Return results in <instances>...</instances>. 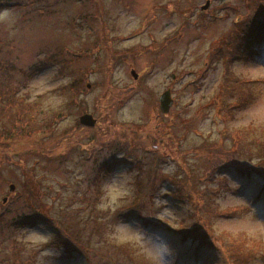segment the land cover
<instances>
[{
  "label": "rangeland",
  "instance_id": "obj_1",
  "mask_svg": "<svg viewBox=\"0 0 264 264\" xmlns=\"http://www.w3.org/2000/svg\"><path fill=\"white\" fill-rule=\"evenodd\" d=\"M59 1L46 11L29 2L1 8L2 56L27 68L39 59L38 53L59 46L65 52L60 59L69 61L75 73L72 77L67 69L61 75L60 66L53 63L40 68L23 89L37 104L35 114L50 122L57 118L53 130L47 128L0 148V210L26 209L25 198L37 200L24 188L27 173L18 164L31 157L27 165L29 170L35 165L31 173L40 181L44 195L34 209L28 204L26 213L47 209L82 246L67 259L62 249L52 245L58 238L56 226L28 224L14 225L18 231L7 242L8 248L14 250L10 241L16 239L21 253L38 252L33 264H91L100 253L112 259L108 264L118 261L117 257H126L121 264H236L228 247L241 245L245 255L252 257L243 264H264V196H258L264 189L263 179L234 176L232 169L224 168L227 189L214 195L217 208L209 215L203 206L207 173L225 154L222 149L236 151L243 160L259 158L264 151L254 142L264 137V48L259 58L234 63L230 69L245 80V96L238 92L229 98L219 96L225 67L217 60L207 63L234 22L242 20L227 8L236 7L231 4L239 0H209L206 11L200 7L208 0H96L104 14L107 11L105 16L92 3ZM258 4L263 6L264 0ZM106 23L112 29H105L103 39L101 26ZM131 70L139 75L137 80ZM76 78L82 81L79 104L67 115L54 116L64 110L62 102L68 101L64 89ZM167 89L174 104L168 114H162L158 100ZM211 98L218 104L207 105ZM220 104L231 113L225 115ZM232 105L238 107L232 109ZM86 113L97 119L95 127L79 124ZM234 130L245 138L242 148L230 138ZM4 152L10 161H2ZM155 152L162 157L157 170L164 173L158 176L159 189L151 191L144 171ZM123 155L127 162L120 159ZM105 156L120 161L95 181V168L102 160L93 163ZM11 184L14 192L9 191ZM93 184L98 190L95 203L91 202L93 193L86 191ZM180 189L183 192L178 194ZM138 212L158 223L147 225L136 216ZM188 226L207 232L213 248L206 247L195 257L193 243L183 242L173 232ZM114 245L126 248L127 254L122 256ZM8 248L0 247V251ZM3 253L0 264H7Z\"/></svg>",
  "mask_w": 264,
  "mask_h": 264
},
{
  "label": "trees",
  "instance_id": "obj_2",
  "mask_svg": "<svg viewBox=\"0 0 264 264\" xmlns=\"http://www.w3.org/2000/svg\"><path fill=\"white\" fill-rule=\"evenodd\" d=\"M62 1H76L79 3L88 2L92 3L99 12L102 11V8L98 7L99 3L96 0ZM245 1L246 0H239L237 3L231 4L237 5L236 7H227L228 9H233V15L238 16L239 14V18H241L242 20H238L236 21V23L234 22L232 31H230L227 36H225L222 40L218 42L217 49H215L212 55L209 56V60L207 62L209 63V65H212L214 60L221 61L223 66L225 67V80L221 84L219 92V96L221 95L222 97H232L234 92H238L243 96L247 94H244V91L248 86L243 88V83H245V80L239 79L237 76H235L236 74L232 73L230 69L233 67L234 63H247L259 58L261 56V50L262 48H264V10L261 11L262 8H264V5L259 6L260 4H258V0H251L253 2L251 5L248 2L245 3ZM28 2L29 4L38 5L39 10L46 11L47 8L52 9L56 7L57 4L61 1L55 0L53 3H49V0H17V2H13L12 0H0V12L2 11V7H4L5 9H9L11 7L19 6L18 3H20V6L22 7L29 5L26 4ZM101 3L105 2L101 1ZM102 6L106 7L105 4ZM245 11H250L252 14H245ZM100 13L105 16L103 11ZM242 14H244V16ZM83 15L85 16L84 13H82V16ZM84 19L85 18H82L83 21ZM107 28L109 29V31H111V24L101 26V34L103 39H106L107 32L105 31V29ZM60 48L61 47L57 46L54 51H52L50 47L46 48L47 53L44 50L42 52L44 57H40L42 53H38L39 59H37L35 64H32L27 68L18 67L12 58H5V56H2L3 53H0V148H9L12 141L24 138H32V136H34L35 134L44 133L47 128H49L48 130H53V126L51 125L52 123H55L54 121L57 117L53 118L50 122V120L42 119L40 117L41 114H35V110H38L37 104L34 101L29 100L31 94H29L27 90L23 89L26 87L27 82L30 80V78L39 73L40 68L48 67V65L53 63L60 66L59 73L61 75L65 74L67 69H69L70 74L73 77L75 72L71 69L70 62L64 59H60L61 56H65V52ZM101 48L102 46H100L99 52H101ZM91 55H93V53ZM78 57H80L81 59L84 58L83 56ZM207 68L208 64L206 65V67H204L202 71L207 70ZM81 87L82 81L78 80L77 78L70 85L65 87L64 96L67 97L68 101L66 103L64 101L62 102L64 110L56 112L54 116L61 113L64 114L59 116V118L64 115H67V111H69L74 104H79L80 100H77V95H79ZM216 102L218 104L217 99L211 98V101L208 102L207 105L212 106ZM219 106L223 109L225 115L231 113V111L228 110L227 106H223L222 104H220ZM204 107H206V105H204ZM231 107L233 109L237 108L238 106L232 105ZM183 123H188V121L184 119ZM229 135L234 143V146L238 147L240 144L241 148L243 147L241 141L245 138H243V135L239 133L238 130L232 131ZM248 139L249 138L247 136L246 140ZM250 139H252V142L254 141V138ZM206 141L209 142L208 140ZM254 142H257L256 148L264 150V137L260 136L259 139L257 138V140H255ZM221 148H223L222 145ZM222 150L226 152L224 155H222L220 161H218L214 167H211L209 169L206 179L207 184L209 185H207V187L202 192L204 200L203 206L209 215H212L214 211L213 208H217V206H213L212 202L214 195L216 193H219V191L223 189H227V178L225 175H223L222 169L230 168L233 171L238 169L239 175L243 177H252L253 175H256L257 177L263 179L264 182V151L261 155L259 154V158H256L258 160L254 158L249 160H243L244 157H238L236 151L229 149ZM251 151V154H253L254 151ZM131 152L132 151H130V153ZM1 153L2 152H0V155H3ZM29 158L31 157L26 158L25 161L18 162V164L21 163L22 171L24 173H27V175L24 176L26 181L24 188L27 191L31 192L37 200L33 201L29 198H25L24 200L27 205V210L24 208L20 210L17 206H15V208L11 210H8V208L0 210V247H2L4 250L8 248L7 242L11 240L18 231V229L14 227V225L21 226L31 224L40 226L46 225L49 227L56 226L57 229H55V231L58 234V238L56 242L52 245L57 250L62 249L63 255L66 256L67 259H71L73 252L79 246H82L79 245L77 239L73 236H70L67 233V230L63 227V225H61L59 222H56L50 216L49 211L47 209L36 210V213L33 214L26 213L29 212V208L34 209V206H36L37 203L40 204L41 197L44 195L41 190L42 185L40 181L31 173L34 171L35 165L32 167L31 170H29L30 168L27 165V163H29L27 159ZM107 158L108 156H105L102 159H95L93 165H95L98 161L102 160L99 165L95 168V181L98 178L104 177L106 174L112 172V166L120 161L117 159L108 160ZM10 159L12 158L4 152V160L2 161H10ZM120 159L127 162L126 155H123ZM136 159L138 160V157ZM161 159L162 157L155 152L154 156L149 158V160L151 161V166H149L145 171L142 170V168H139L140 172L144 171V173H147V189H149V187L152 185V187L150 188L151 191H156L157 189H159L156 186L158 182V176L162 177L164 173L161 170H157V163H160ZM128 161L133 162V160ZM138 164L142 166L141 162H138ZM93 186L95 187L94 189L92 188ZM86 191L87 193H93L91 202L95 203L96 199L94 192L98 194L97 185L93 184L91 187H86ZM182 192L183 190L180 189L178 191V194ZM169 194L172 197L175 196L179 199L182 198V196H178L173 192H170ZM258 196H264V189L259 190ZM84 200L85 198L82 199V201ZM230 214L232 215L234 214V212L231 211ZM136 216L143 220L149 226H153L155 225V223H158L148 214H141L140 212H138ZM36 218H39L38 223L34 222L36 221ZM173 232L178 235L183 242L193 243L195 257L198 256L200 250L206 247L213 248L214 246V243L213 241H211L208 233L196 227H182L179 231ZM10 243L12 245L14 244L13 248L17 251V253H13L14 250H10L9 248L8 251H5L4 253L0 251V253H3V256H6V259L8 261L7 264H33L38 252L31 251L30 253H21V243L17 244L16 239L10 241ZM228 249L233 255L236 264H243L252 258L249 255H245L244 251H242L241 245L229 246ZM114 250H117L122 256L127 254V249H121L118 245H114ZM23 254L25 255L22 256ZM115 255H117V253ZM125 258L126 257L115 258L118 261L114 260V264H121L122 260H125ZM111 260L112 259L109 258L107 255L100 253L97 256L96 260L93 261V263L91 264H108Z\"/></svg>",
  "mask_w": 264,
  "mask_h": 264
},
{
  "label": "water",
  "instance_id": "obj_3",
  "mask_svg": "<svg viewBox=\"0 0 264 264\" xmlns=\"http://www.w3.org/2000/svg\"><path fill=\"white\" fill-rule=\"evenodd\" d=\"M210 2L208 1L205 6L201 7L202 11H206L209 8ZM132 76L137 79L138 78V74L132 70L131 71ZM175 75H172V79H175ZM87 88H91V85H87ZM159 105H160V110L164 113L167 114L170 110V108L173 105V99H172V95H171V91L168 89L167 91H165L160 99H159ZM80 124L86 127H95L96 123H97V119L94 118L92 115L90 114H84L80 117L79 120ZM9 190L10 192H14L15 191V185H10L9 186ZM4 203L7 202V199L5 198L3 200Z\"/></svg>",
  "mask_w": 264,
  "mask_h": 264
},
{
  "label": "snow or ice",
  "instance_id": "obj_4",
  "mask_svg": "<svg viewBox=\"0 0 264 264\" xmlns=\"http://www.w3.org/2000/svg\"><path fill=\"white\" fill-rule=\"evenodd\" d=\"M225 2H228V0H225ZM229 167H231V166H229ZM238 174H239V170L238 169H236V170L233 171V175L234 176H238ZM38 221H39V218H36V221H34V222H37L38 223ZM132 223H133V226L135 227L136 226L135 223L134 222H132Z\"/></svg>",
  "mask_w": 264,
  "mask_h": 264
}]
</instances>
